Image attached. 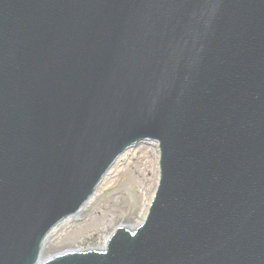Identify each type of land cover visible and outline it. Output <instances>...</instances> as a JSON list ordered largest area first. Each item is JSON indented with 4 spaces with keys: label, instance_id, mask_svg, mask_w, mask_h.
<instances>
[{
    "label": "water",
    "instance_id": "water-1",
    "mask_svg": "<svg viewBox=\"0 0 264 264\" xmlns=\"http://www.w3.org/2000/svg\"><path fill=\"white\" fill-rule=\"evenodd\" d=\"M144 136L146 225L44 264H264V0H0V264Z\"/></svg>",
    "mask_w": 264,
    "mask_h": 264
},
{
    "label": "rangeland",
    "instance_id": "rangeland-1",
    "mask_svg": "<svg viewBox=\"0 0 264 264\" xmlns=\"http://www.w3.org/2000/svg\"><path fill=\"white\" fill-rule=\"evenodd\" d=\"M130 147L145 149H139L137 156L132 159L125 158L127 161H132L131 167L121 174L114 173V178L100 185L80 214H72L65 221L63 220L60 226L58 225V229L65 230L69 224L74 223V230L70 235H65L67 242L51 248L50 254L79 246L97 247L104 240V236L109 237L117 226L134 225L142 217L143 200H145L143 192H146L147 187L152 186V180L157 179L158 186L160 179V142L157 139H145ZM125 159L120 161L118 166L114 164L112 170L123 168Z\"/></svg>",
    "mask_w": 264,
    "mask_h": 264
},
{
    "label": "bare ground",
    "instance_id": "bare-ground-1",
    "mask_svg": "<svg viewBox=\"0 0 264 264\" xmlns=\"http://www.w3.org/2000/svg\"><path fill=\"white\" fill-rule=\"evenodd\" d=\"M139 149H145V148L144 147H141ZM139 149H137V148L136 149H130V148L127 149L125 151V153L123 152L122 155L119 156L116 159V161H115L114 164L117 165L120 161H122L125 158H130L131 157V159H132V158L136 157L137 156V152H138ZM123 163H124L123 168H121L120 170H117V168H115V169L112 170V167L109 168V170L106 173V175L104 176L103 180L99 183L96 192L98 191L100 185H102V183L104 181H108V180H111L112 178H114V173L118 172V174H121L124 171H127L131 167V165H132V161L131 160H128L127 161V159H125V161ZM146 179H147V181H149V178L148 177H146ZM151 182H152V184H151L152 186L147 187L146 188V192H143L145 194V200H143L144 211L142 213V217L139 219V221H137V223H134V225L129 224V226H132L133 227V226H136V225L140 224L144 220L145 216L147 215V211L149 210V206L151 204V200L153 198L154 191H155V188H156L157 179L152 180ZM93 196L89 200H91L93 198ZM83 210H84L83 207H81L80 209H78V211L76 212V214L77 215L80 214ZM58 225L54 226L49 231V233L46 235V237H45V239L43 241L42 258H47L48 256H50V252L51 251H49V250L51 248L55 247L57 244L60 245V244L66 243L67 240H66L65 235H68V234L70 235V233L74 230V223L69 224V226L66 227L65 230H62L61 229L62 231L60 229H58L59 226H60V225L59 226ZM108 238L109 237H107V236L105 237L104 236V238H103L104 240L102 241V243H99L100 245L99 244H97V245H99V247H103L106 244V241L108 240ZM72 243L75 244V242H72ZM94 247H96V246L95 245H90V246H87V247L79 246V247H73V248L88 249V248H94Z\"/></svg>",
    "mask_w": 264,
    "mask_h": 264
}]
</instances>
